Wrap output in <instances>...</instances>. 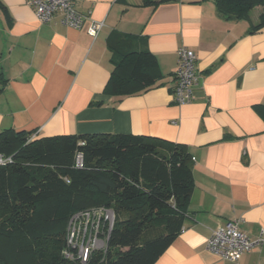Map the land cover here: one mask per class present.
<instances>
[{
    "label": "crops",
    "instance_id": "crops-1",
    "mask_svg": "<svg viewBox=\"0 0 264 264\" xmlns=\"http://www.w3.org/2000/svg\"><path fill=\"white\" fill-rule=\"evenodd\" d=\"M81 29L38 20L27 0H0V131L34 136L123 133L185 144L194 189L178 236L154 264H264V245L230 261L207 248L213 230L237 220L255 237L264 228V27L224 16L214 0H72ZM90 20L103 21L96 37ZM114 33L139 36L157 57V81L139 93L105 92ZM181 45L197 55L195 99H175ZM101 102V104H97Z\"/></svg>",
    "mask_w": 264,
    "mask_h": 264
},
{
    "label": "trees",
    "instance_id": "trees-1",
    "mask_svg": "<svg viewBox=\"0 0 264 264\" xmlns=\"http://www.w3.org/2000/svg\"><path fill=\"white\" fill-rule=\"evenodd\" d=\"M214 3L235 19L249 18L260 6L251 29L264 27V0ZM139 42L131 34L110 38L113 68L106 93L122 97L156 84L157 57L138 49ZM259 112L264 118V105ZM34 132L0 131V153L13 157L0 165V264H154L181 231L194 189L186 145L123 133L33 137ZM78 151L83 167L75 165ZM99 206L115 211L107 249L91 251L85 263L66 257L71 216Z\"/></svg>",
    "mask_w": 264,
    "mask_h": 264
},
{
    "label": "built area",
    "instance_id": "built-area-1",
    "mask_svg": "<svg viewBox=\"0 0 264 264\" xmlns=\"http://www.w3.org/2000/svg\"><path fill=\"white\" fill-rule=\"evenodd\" d=\"M27 4L33 8L42 23H49L58 18L60 23L77 29L85 25L86 16L75 7L72 0H27ZM103 26V21L90 20L87 32L96 37ZM177 56L174 71L175 99L180 104L190 103L195 99L201 79L197 68V55L189 47L181 45L177 50ZM80 144L83 142L80 141ZM11 161H13L11 155L0 153V165ZM75 165L84 166L83 152L76 153ZM114 222L115 211L110 207H92L76 212L67 225V248L64 255L85 263L91 251L95 249L105 251ZM261 245H264V228L255 237H251L240 229L237 220H233L212 231L207 248L225 260L236 261L243 254Z\"/></svg>",
    "mask_w": 264,
    "mask_h": 264
}]
</instances>
